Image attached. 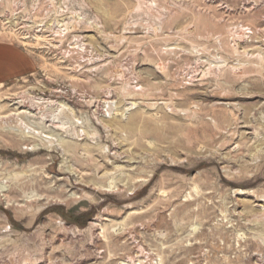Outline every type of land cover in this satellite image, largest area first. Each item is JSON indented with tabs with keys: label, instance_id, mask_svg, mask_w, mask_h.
<instances>
[{
	"label": "rangeland",
	"instance_id": "1",
	"mask_svg": "<svg viewBox=\"0 0 264 264\" xmlns=\"http://www.w3.org/2000/svg\"><path fill=\"white\" fill-rule=\"evenodd\" d=\"M0 42V264H264V0H0Z\"/></svg>",
	"mask_w": 264,
	"mask_h": 264
},
{
	"label": "crops",
	"instance_id": "2",
	"mask_svg": "<svg viewBox=\"0 0 264 264\" xmlns=\"http://www.w3.org/2000/svg\"><path fill=\"white\" fill-rule=\"evenodd\" d=\"M36 69L37 61L29 52L0 42V86L30 76Z\"/></svg>",
	"mask_w": 264,
	"mask_h": 264
},
{
	"label": "bare ground",
	"instance_id": "3",
	"mask_svg": "<svg viewBox=\"0 0 264 264\" xmlns=\"http://www.w3.org/2000/svg\"><path fill=\"white\" fill-rule=\"evenodd\" d=\"M15 107V106H14ZM21 111V110H20ZM42 121V120H41Z\"/></svg>",
	"mask_w": 264,
	"mask_h": 264
}]
</instances>
